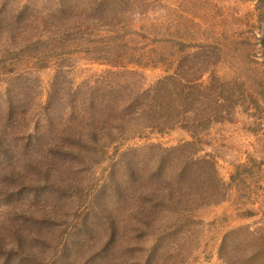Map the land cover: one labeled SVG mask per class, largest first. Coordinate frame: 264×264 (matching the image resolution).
Returning <instances> with one entry per match:
<instances>
[{
    "label": "rangeland",
    "instance_id": "374dc122",
    "mask_svg": "<svg viewBox=\"0 0 264 264\" xmlns=\"http://www.w3.org/2000/svg\"><path fill=\"white\" fill-rule=\"evenodd\" d=\"M184 60L214 65L239 99L229 120L70 147L67 119L91 90L149 89ZM187 143L217 164L224 199L201 207L204 165L182 192L165 185L178 165L164 173L148 149ZM230 249L233 264H264V0H0V264H229Z\"/></svg>",
    "mask_w": 264,
    "mask_h": 264
},
{
    "label": "trees",
    "instance_id": "16d2710c",
    "mask_svg": "<svg viewBox=\"0 0 264 264\" xmlns=\"http://www.w3.org/2000/svg\"><path fill=\"white\" fill-rule=\"evenodd\" d=\"M196 65L185 60L181 61L174 74L165 76L149 89L140 87L133 90L132 87L137 83L133 82V79H128L127 84L123 87L109 88L103 94L101 89L91 90L90 94L82 97L83 102L80 100L78 103L80 106L75 108L76 116L78 115L79 119L76 116H70L67 119L70 122L69 126L73 128L67 134V137L72 139L70 147L76 146L79 149L100 154L99 148H102L103 151L109 149L120 139L125 138L126 133L131 129L137 130L135 134L144 131L162 133L175 129L196 134L204 132L213 124L226 122L234 114L239 99L228 93V87L225 84H218L217 78L211 72L213 64L202 62V65L194 70ZM136 76L135 73H129L130 78ZM205 77H209L208 84H204L202 81ZM94 95L96 97H92ZM50 106H54L52 100ZM72 110L75 113L74 108ZM49 121L50 124L47 128L53 126V116L49 115ZM71 122L76 125H72ZM67 130L69 131V128ZM191 147H196V145L187 143L173 149L151 146L148 153L158 151L161 159L159 162L162 166L164 165V173L166 167L169 165L172 167V164L177 163V169L181 173L179 178L174 179L170 185L165 184L173 190L174 194L183 191H179V188L187 170H192L199 165L208 167L206 175L208 189L206 194L205 192L203 194L201 207L209 206L218 197H222L221 199L226 197V187L218 176L217 164L214 161L206 160V162L203 158L190 155ZM196 152L198 151L196 150ZM160 174L152 175L148 180L154 182L152 183L153 188L156 187V190L152 189L148 192L149 197H155L157 192H160L159 187L162 185H159V182L166 183L164 176ZM137 181L134 175H129L125 190L130 191L133 182ZM142 217L145 230H149L156 224L150 213L144 211ZM147 220H152L150 226ZM245 240L249 243L252 238L245 237ZM248 243L243 249L248 247ZM231 250L234 253V249L226 251L228 258L225 259L229 264H233L229 262ZM254 258L263 260L264 253L259 252Z\"/></svg>",
    "mask_w": 264,
    "mask_h": 264
}]
</instances>
